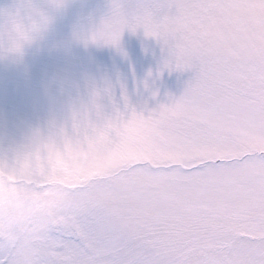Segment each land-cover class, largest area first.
<instances>
[{
  "label": "snow or ice",
  "instance_id": "1",
  "mask_svg": "<svg viewBox=\"0 0 264 264\" xmlns=\"http://www.w3.org/2000/svg\"><path fill=\"white\" fill-rule=\"evenodd\" d=\"M215 7L210 47L247 32L255 47L195 63L185 93L151 110L163 151L91 217L71 264H264V0Z\"/></svg>",
  "mask_w": 264,
  "mask_h": 264
},
{
  "label": "rangeland",
  "instance_id": "2",
  "mask_svg": "<svg viewBox=\"0 0 264 264\" xmlns=\"http://www.w3.org/2000/svg\"><path fill=\"white\" fill-rule=\"evenodd\" d=\"M145 2L154 10L155 39L145 37L142 30H125L119 49H54V44L70 38L81 11L97 20L107 11L105 0H82L56 21L44 44L26 49L19 62L0 60V158L22 145L28 130L42 125L54 110L46 95L54 78L80 81L89 76L108 81L115 96L119 99L126 93L136 109L123 138L74 178H68L62 161L46 157L30 175L0 164V264L75 261L76 245L86 236L91 217L109 208L117 190L138 191L131 169L163 151L151 110L185 93L196 78L195 63L245 57L255 47L250 32L210 47L207 18L226 0ZM11 4L12 0H0V9Z\"/></svg>",
  "mask_w": 264,
  "mask_h": 264
},
{
  "label": "clouds",
  "instance_id": "3",
  "mask_svg": "<svg viewBox=\"0 0 264 264\" xmlns=\"http://www.w3.org/2000/svg\"><path fill=\"white\" fill-rule=\"evenodd\" d=\"M82 0H12L0 9V60L19 62L25 50L44 44L53 25ZM106 13L98 20L81 11L72 24L70 38L54 49L74 46H109L119 49L125 30L158 36L154 10L145 0H105ZM53 111L42 125L30 128L22 145L12 148L0 164H8L23 175L40 169L42 157L62 161L68 178L106 154L123 138L132 112L128 96H115L114 85L86 76L80 81L53 79L46 86ZM58 108V111L56 110Z\"/></svg>",
  "mask_w": 264,
  "mask_h": 264
}]
</instances>
